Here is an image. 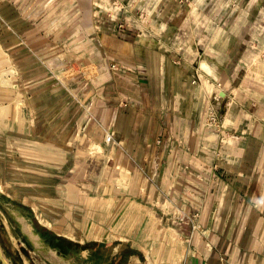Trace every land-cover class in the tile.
<instances>
[{"label": "crops", "instance_id": "1", "mask_svg": "<svg viewBox=\"0 0 264 264\" xmlns=\"http://www.w3.org/2000/svg\"><path fill=\"white\" fill-rule=\"evenodd\" d=\"M70 1L80 19L94 17V38L83 24V38L64 45V86L45 74L39 82L37 57L17 55L30 63L21 112L46 114L27 135L22 114L0 110V129L13 119L19 143L31 145L12 162L0 157V192L45 193L46 204L31 206L47 207L48 233L75 246L70 261L100 247L111 264H264V0ZM51 3L3 2L5 19L46 59L60 46ZM85 111L94 121L74 140L94 151L74 156L106 164L64 169ZM97 123L113 131L110 145Z\"/></svg>", "mask_w": 264, "mask_h": 264}, {"label": "rangeland", "instance_id": "2", "mask_svg": "<svg viewBox=\"0 0 264 264\" xmlns=\"http://www.w3.org/2000/svg\"><path fill=\"white\" fill-rule=\"evenodd\" d=\"M39 1L42 4V9L48 1H52L51 4L54 5L55 10V38L60 39L57 41V44L60 46L54 48V56L57 57H50V59H46L45 57L49 55L51 56V53L38 54L34 52L31 47L25 45L23 39L20 38V35L19 33H17L15 27L5 19L3 15L4 0H0V110H6V116L10 118H15V115L17 116V114H22L23 119L25 120L23 131L27 135L31 134V132L33 131L32 128H36V126H38L39 123L35 120L39 113L35 112L31 114L28 109L21 112L22 107L26 108V106L30 102L29 96H25L24 93L31 86L30 80L24 78L22 75V66L23 68L26 67L29 70L30 63H25L23 65L18 64L16 62L17 55L25 59V61L32 55L37 57V65L39 66V70H42L44 72L39 74V82L43 83L44 85L45 83L49 82V80L45 79V76H43L45 74L50 78L52 77L55 81H58L62 86H64L63 75L56 73L60 72L62 67H64V64L62 63V60L59 56L68 54L69 52L67 51L69 50V48H65L64 45H68L69 43H72L79 38H83L82 30L80 31V27L83 24H86V30L84 33L85 36H89V38L93 39L95 35V32L92 29L93 27L91 26V24L95 23L94 17L87 14L85 21L83 20V18L80 19V16H78L79 14L73 12V9L67 10L63 6V4L67 3L69 0ZM78 1L81 0H71L70 2L73 4L72 7L77 6ZM91 2L92 1H89L88 4H91ZM12 6H15L13 1ZM35 10H38V7ZM35 10L34 15H36ZM31 20L30 18L26 19V22L24 24L26 28L29 27L30 23H32ZM33 20L34 22H38L41 30L45 29L44 25H46V23L43 17L39 15L38 19ZM19 42L22 43L21 47L18 45ZM44 50H46V48H44ZM195 72L198 74L197 70ZM196 81L199 82L200 80L195 79L194 82L196 83ZM40 89L43 91L39 94L40 97L35 99V101L37 100V104L39 105L43 102H47L46 100H43V98L47 96V88L41 87ZM40 114L45 115L46 112ZM34 116L36 117L33 119ZM83 117L85 118L83 121H80L79 127H77L76 130L71 131L72 141L68 146L70 148L71 157L64 162V169H67V164L70 165L71 168H74L75 166H79L81 164H83V166L87 165L89 166V168H92L95 164L96 167L102 168L106 164V161H98L96 159L79 160L74 156V154L77 152L82 153L89 150L92 152L94 151L92 150L93 147L90 148L88 145L78 144L77 142H75L76 140H74L80 134L85 135L86 129L88 131L87 127L94 121V116L90 111H85V113H83ZM14 123L15 122L13 121V119H9L7 121L6 127L0 129L2 131L1 135L4 136L5 139L0 145V157L4 158L5 156H7V158L10 159V162H12V158H14V155H16L17 153V147H21L23 145L27 149L31 148V145L29 143H19L21 137L19 135L18 138L17 127H14ZM218 123L219 120L216 114L214 113L213 115L212 113H210L207 124L210 125V127H213ZM97 125L99 126L98 123ZM98 128H100L103 132L106 145H110L112 142L108 143L106 141V134L110 131L112 132V130L105 125H102V123ZM99 163L101 166H99ZM77 178V173L75 171V174H72L71 176V180L77 181ZM94 194L97 193H93V195ZM6 195H8V193L0 192V244L2 246L4 254L6 255V258L11 264H55L54 259L64 264H92L93 260H96L98 264H111L110 256H107L110 254V249L108 248L102 250L99 247L97 249V253L100 256L88 255L87 259L85 260L86 262L84 261V263H82V259L77 256H75L70 261L68 259L70 258L69 255L62 256L57 253L55 249H50L48 247L46 239L55 242L56 238L49 234L46 228L48 225L45 220V211H47V207L38 209L31 206L33 203L46 204V199L44 197L45 193L41 195L40 193L27 191L19 192L15 196L9 194V197H7ZM105 195L106 193H104V196ZM71 214L72 217L76 216L73 208L71 210ZM37 217H39L38 219H40L42 223H44L43 226H41L42 224H39ZM25 224L26 226H24ZM38 234H42L41 236H44L45 239H43L42 237V239L40 240ZM64 248L65 250L69 249V251H71L74 246L68 247L67 245H64ZM0 264H2L1 260Z\"/></svg>", "mask_w": 264, "mask_h": 264}, {"label": "trees", "instance_id": "3", "mask_svg": "<svg viewBox=\"0 0 264 264\" xmlns=\"http://www.w3.org/2000/svg\"><path fill=\"white\" fill-rule=\"evenodd\" d=\"M46 242L48 243V244H50L53 248H57V247H59L60 248V250H61V252L64 254V255H66L68 252H69V249L68 250H65V248H64V245L66 246H71V247H73L74 245L71 243V242H69V241H58V242H52V241H49V239L47 240L46 239ZM75 247V246H74ZM76 248H78V246L76 247Z\"/></svg>", "mask_w": 264, "mask_h": 264}, {"label": "water", "instance_id": "4", "mask_svg": "<svg viewBox=\"0 0 264 264\" xmlns=\"http://www.w3.org/2000/svg\"><path fill=\"white\" fill-rule=\"evenodd\" d=\"M0 260L2 262V264H11L8 259L6 258V255L4 254V251L2 249V246L0 244Z\"/></svg>", "mask_w": 264, "mask_h": 264}, {"label": "built area", "instance_id": "5", "mask_svg": "<svg viewBox=\"0 0 264 264\" xmlns=\"http://www.w3.org/2000/svg\"><path fill=\"white\" fill-rule=\"evenodd\" d=\"M213 119V118H212ZM113 139H114V133H113V131L111 132H108L107 134H106V141L108 142V143H110V142H112L113 141Z\"/></svg>", "mask_w": 264, "mask_h": 264}, {"label": "bare ground", "instance_id": "6", "mask_svg": "<svg viewBox=\"0 0 264 264\" xmlns=\"http://www.w3.org/2000/svg\"><path fill=\"white\" fill-rule=\"evenodd\" d=\"M24 226H26V224H25ZM27 228H28V227H27ZM30 235H32V234H30Z\"/></svg>", "mask_w": 264, "mask_h": 264}]
</instances>
